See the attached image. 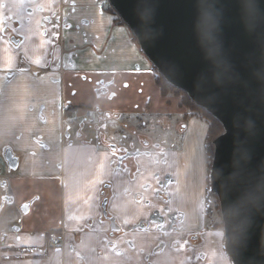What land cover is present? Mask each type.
Listing matches in <instances>:
<instances>
[{
    "label": "crops",
    "instance_id": "crops-1",
    "mask_svg": "<svg viewBox=\"0 0 264 264\" xmlns=\"http://www.w3.org/2000/svg\"><path fill=\"white\" fill-rule=\"evenodd\" d=\"M127 29L98 0H0V264H147L148 257L160 264L156 258L175 255L165 250L153 258L152 175L132 176V162L122 161L102 132L70 128L73 105L110 109L107 123L137 109L138 87L152 93L150 62ZM14 35L18 46L10 41ZM102 82L108 92L98 99ZM197 180L171 202L181 208L186 230L206 225ZM107 195L108 211L125 231L116 247L102 207ZM53 230L65 233L59 248L48 241ZM223 234L212 232L210 239L217 240L215 255L228 262Z\"/></svg>",
    "mask_w": 264,
    "mask_h": 264
},
{
    "label": "water",
    "instance_id": "water-1",
    "mask_svg": "<svg viewBox=\"0 0 264 264\" xmlns=\"http://www.w3.org/2000/svg\"><path fill=\"white\" fill-rule=\"evenodd\" d=\"M110 3L168 83L223 125L213 141L211 191L225 248L234 264H264V0Z\"/></svg>",
    "mask_w": 264,
    "mask_h": 264
},
{
    "label": "rangeland",
    "instance_id": "rangeland-1",
    "mask_svg": "<svg viewBox=\"0 0 264 264\" xmlns=\"http://www.w3.org/2000/svg\"><path fill=\"white\" fill-rule=\"evenodd\" d=\"M98 3L102 7L103 10L115 16V22L116 20H118L119 14L113 13L109 10L110 6H112L109 0H98ZM127 30H128V34L132 38V35L134 36V34L129 29V27ZM132 40L135 42V45H137L138 43L137 38H136V41L133 38ZM142 54L145 56L143 52ZM151 63H149V70H148L150 73H151V68H152ZM149 79L152 84L151 86L153 87L152 93H147L148 91L144 89L143 85H141V87H138L139 88L138 92L141 94L140 95L141 101L139 102L140 105H143L146 102V99L149 97L153 99L151 105L149 106L148 112L143 111L142 107H140L139 109H136L135 111L129 110V111L123 112V116L121 117V119L110 120L107 123H105V121L101 120L100 114L102 115L106 110L100 113L97 111H94L92 117L85 118L84 116H76L75 117L76 124L71 125L70 128L76 131L77 129L80 128L81 124H84L83 129L86 134L89 133L90 135H93V134H96V132L97 133L102 132L106 135V138L108 141L113 142L114 144L118 146H124L128 149H136L135 151L143 150V149L153 150L155 148V145H161L162 148H164V152H165V154L162 155L161 157L162 160H164L166 163H170L169 160H171L170 165H174L176 163L177 158L179 157L180 164L184 166L187 165L188 175L190 177H196L197 179H199L200 193L201 192L203 193L202 191L203 189L204 194H205L204 205L202 204L201 206V213L203 215L205 211L207 199H208L207 197L212 198V199H208L209 202L215 199H218V196L215 193H212L211 191L212 163L210 159V154L207 150V143L204 139L205 132H204V126H203V123H205V125H208L207 121L203 117H198L197 115H194V114L192 115L191 110L192 109L195 110V108L189 105H188L189 107L188 108L182 102L179 95L169 94L168 97L172 99L171 102L173 103L171 107L169 104L163 103L165 102V100L163 99L161 95L160 88H158L156 84L155 76L153 72H152V75L149 77ZM186 110L189 111L188 120L193 118L194 122L187 121L190 132L192 133L185 140L184 134H182L177 129L178 124L184 121L182 120L181 115L176 114V113L181 114L182 112ZM200 114H202L201 110H200ZM166 116L169 117L170 123L166 126L161 125L159 120ZM192 123H195V124L191 125ZM128 127L134 129L135 131H131L127 129ZM138 135L148 136V138L152 140L153 142V147L152 146L147 147L146 145L142 144L137 138ZM88 137L90 138V136ZM163 168L164 167H162L161 169ZM195 168H198L199 170L198 175H196L195 173ZM154 170L155 169L153 167L147 168L149 175H152V177L156 176V173H154ZM163 171L164 169L162 171H159L158 176H162L164 174ZM166 174H169V173H166ZM2 175L4 177L3 172H2ZM219 207H220V204H219ZM214 215H219V214H217V212H214ZM207 222L209 226L207 230L208 236L206 235L204 244L200 243V253L202 252L206 253L207 258L205 259V261L200 259V261H195V262L197 264H234L232 261V258L226 251L224 244L222 245V247L225 251L226 256L228 257L227 258L228 262H225L219 259L213 252L212 248H215V247L212 244L210 235L212 232H216V229L214 227H211L212 226L211 219H207ZM223 229L224 228H219L217 230L223 231ZM214 235L218 237V234L215 233ZM202 240L203 239L200 238V242ZM174 254H175L174 256L172 257L168 256L165 259L156 258L155 261L156 262L158 261L160 264H190V262L194 259L193 255L188 251H185L184 253H174Z\"/></svg>",
    "mask_w": 264,
    "mask_h": 264
},
{
    "label": "flooded vegetation",
    "instance_id": "flooded-vegetation-1",
    "mask_svg": "<svg viewBox=\"0 0 264 264\" xmlns=\"http://www.w3.org/2000/svg\"><path fill=\"white\" fill-rule=\"evenodd\" d=\"M60 13L61 12L55 13V16H56L55 21L58 22V25L60 21ZM50 20L51 18L49 19V21ZM63 22H64V25L65 24L67 25L65 21ZM10 41L13 43V45L18 46L21 42V38L19 36L14 35L11 37ZM55 57H57L56 54H55ZM107 92H108V87L105 85L104 82L100 83V86L96 88V96L98 99H101L103 96H106ZM152 101L153 99L149 97L146 99V102L143 105H137L136 108L139 109L140 107H142L143 111L148 112L149 106L151 105ZM165 104H169L170 107L173 105L172 102L170 103L165 102ZM104 110L106 109H103L99 105H95V104L94 105L90 104L89 106H84V105L74 106L73 105L72 115L75 117L84 116L86 118V117H92L94 111H97L100 113ZM88 112H89V115H88ZM112 112L113 111L108 109L102 115L100 114L101 120L103 119V117L105 118L106 116L112 115L111 114ZM176 114L181 115V118L184 121L178 124L177 129L182 134H184V137L186 140L187 137L191 134L187 121L192 122L193 118L188 120L187 110L182 112L181 114L180 113H176ZM159 122L161 125L166 126L170 123L169 117L168 116L163 117L159 120ZM133 131L135 130L133 129ZM103 135L105 134L101 133L100 136H103ZM144 136L146 135H138L137 138L142 144L146 145L147 147H151V146L153 147L152 140H150L148 136L146 137ZM111 146H115V148L113 147L112 148L113 150L119 153V156L121 158L124 159L122 161L132 162L133 168H131L130 170V173L132 176L133 174H135V177H136V174L141 176L146 173L147 169L146 167L142 166V162L140 159H145L147 161L148 168L153 167L155 169L154 173H156V176L153 178L155 181V195L157 198L158 208L156 209V213L154 214L152 219L154 220V223H155L154 224L156 228L155 231L158 235V240H157L156 247L154 248V251H153L154 252L153 258H156L157 256L161 255L162 253H164L165 250H169L172 253H184L185 251H188L194 257V259L190 262V264H197L195 261H200V259L205 261V259L207 258V255L204 252L200 253V243L204 244L205 242V238L207 235L206 230H208L209 228L207 227V223H208L207 220H206V225L204 227V229L206 230L204 229L186 230L184 229V214L181 208L179 207L173 208L171 206V202L173 201L174 197L177 196L179 198L180 197L179 193H181L182 189L186 187L188 183L194 184L193 186H196L195 183L196 181H198L196 177H190L188 175L187 165L186 166L181 165L179 161V157L177 158L176 163L174 165H170L171 160H169L170 163H166L164 160H162L161 157L162 155L165 154V152H164V148H162L161 145H155V148L153 150L143 149V150H137V151H131L130 149L124 146H117L114 144ZM162 167H164L163 168L164 174L162 176H158L159 171L163 170L161 169ZM195 170H196L195 171L196 175H198L199 174L198 168H195ZM166 173H169V174H166ZM146 186H150V185H146ZM136 197L138 199L140 198L141 201H144L142 193H140ZM109 199H110V196L108 195L105 196L104 200L102 201V207H103V202L106 200L107 201L105 203L106 207L105 208L103 207V209L104 211L106 209L107 213L111 215L108 211ZM203 205H204V201H203ZM111 216H114L116 218L117 223L120 227L119 230L113 231L111 229L110 243L112 244L113 247H116L117 241L123 238V236L125 235L124 234L125 231H124L123 224L120 223L119 219L115 215H111ZM203 218L206 219L205 211L203 214ZM147 224L149 225L148 222L142 221L140 223V226L145 225V227H148ZM216 231L224 233V229L223 231L216 229ZM200 238L203 239L201 242H200ZM212 243L213 245L216 246L217 240L213 238ZM222 244H224L223 240H222ZM149 258L150 257H148L147 264H152Z\"/></svg>",
    "mask_w": 264,
    "mask_h": 264
},
{
    "label": "trees",
    "instance_id": "trees-1",
    "mask_svg": "<svg viewBox=\"0 0 264 264\" xmlns=\"http://www.w3.org/2000/svg\"><path fill=\"white\" fill-rule=\"evenodd\" d=\"M109 10L113 13H117L112 6H110ZM116 23L120 25H126L120 16H118V20H116ZM132 38L136 41L135 36L132 35ZM151 66H152L151 73L152 72L154 73L156 84L158 88H160L161 95L166 103H170L172 101V99L168 97L169 94L179 95L182 102L187 107L189 105L195 108V110L190 108L192 109L191 110L192 115L194 114V115H197L198 117H203L207 121L208 125H206L207 130L205 134V141L207 143V150L210 154V159L212 163L213 157H214V145L212 142L215 139V137L218 136L223 131L224 129L223 125L212 114L207 112L202 107H199L198 105H196L185 91L168 83V81L164 78V76L159 72V70L153 64H151ZM200 110L202 114H200ZM207 198L212 199L210 197H207ZM208 199H207V203L205 207L206 220L211 219V225H212L211 227H214L215 229L223 228V222H222V217L220 214V207H219L218 199H215L210 202ZM214 212H217V214L219 215H214ZM207 227H209L208 223H207ZM223 242H224V234H223Z\"/></svg>",
    "mask_w": 264,
    "mask_h": 264
},
{
    "label": "built area",
    "instance_id": "built-area-1",
    "mask_svg": "<svg viewBox=\"0 0 264 264\" xmlns=\"http://www.w3.org/2000/svg\"><path fill=\"white\" fill-rule=\"evenodd\" d=\"M89 115V112H88ZM75 120L71 119V123H74ZM3 177L2 173L0 172V178ZM48 241L53 247H60L65 242V233L64 231H50L48 234ZM23 254H25L27 251L22 250Z\"/></svg>",
    "mask_w": 264,
    "mask_h": 264
}]
</instances>
